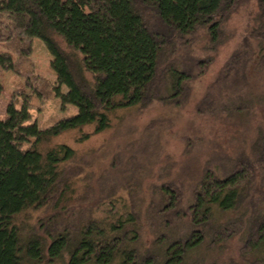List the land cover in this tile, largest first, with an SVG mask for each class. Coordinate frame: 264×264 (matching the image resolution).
Masks as SVG:
<instances>
[{"label":"trees","instance_id":"obj_1","mask_svg":"<svg viewBox=\"0 0 264 264\" xmlns=\"http://www.w3.org/2000/svg\"><path fill=\"white\" fill-rule=\"evenodd\" d=\"M241 1L0 0V23L6 19L19 35L45 44L59 84L55 96L77 109L45 128L26 123V106L9 104L0 119V264H206L209 251L238 232L240 260L264 264V135L253 144L251 158L235 159L224 175L206 172L187 207L180 206L174 187L162 185L165 200L157 209L164 232L149 248L140 244L142 222L132 202L110 220L105 214L85 215L75 223L62 217L75 214L77 198L69 193L65 175L75 150L66 144L41 148L66 131L88 125L93 133L107 129L118 109L180 103L189 82L212 60L191 58L193 37L204 29L207 50L215 49L224 37V21ZM256 3L259 22L251 37L261 46L264 0ZM246 45L209 87L199 112L229 113L231 101L238 100L241 108L251 100L239 93L242 70L253 57ZM254 57L264 64L262 50ZM0 66L13 69L9 55L0 54ZM50 206L54 213L48 225L41 222L42 233L20 221L28 211ZM224 213L229 214L221 219ZM174 217L187 222L186 231L179 233Z\"/></svg>","mask_w":264,"mask_h":264},{"label":"rangeland","instance_id":"obj_2","mask_svg":"<svg viewBox=\"0 0 264 264\" xmlns=\"http://www.w3.org/2000/svg\"><path fill=\"white\" fill-rule=\"evenodd\" d=\"M258 16L256 0H242L224 21L223 40L213 50H207L206 31L196 33L191 41V58L212 60L203 74L189 82L186 98L180 103L154 101L118 109L111 125L101 132L93 133V126L88 125L61 133L41 145L46 148L66 144L75 150L74 158L65 165L69 193L77 198L71 208L75 214L60 213L62 217H71L69 222L75 223L85 215L105 214L110 220L115 211L124 210L132 202L142 222L140 244L149 248L164 232L157 209L165 200L161 197L162 185L174 187L181 198L180 206L187 207L206 172L224 175L233 168L231 162L235 159L252 157L253 144L264 135V64L254 57L260 50L264 54V44L259 46L251 37ZM247 41L253 57L242 70L239 93L251 96V100L241 108L238 100L231 101L229 113L219 109L199 112L209 87ZM25 48H30V53L19 54L18 50L23 52ZM0 54L9 55L13 63V69L0 66V119L6 118L9 104L17 109L26 106V123H35L39 128L76 112L74 106L63 105L55 96L54 88L59 84L50 64L51 56L41 40L19 35L3 19ZM60 89L62 93L67 91L63 85ZM85 134L88 137L82 138ZM53 213L51 206L30 210L20 221L27 220L42 233L41 222L45 223ZM228 214H222L221 219ZM173 219L179 233L187 230L186 221ZM241 245V232L233 234L216 251L207 252L206 264H229L228 260L244 264L240 260ZM201 249L205 252L207 248Z\"/></svg>","mask_w":264,"mask_h":264}]
</instances>
